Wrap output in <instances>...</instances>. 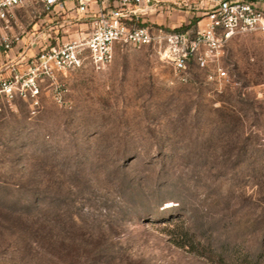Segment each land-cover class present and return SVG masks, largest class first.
Wrapping results in <instances>:
<instances>
[{
    "label": "rangeland",
    "instance_id": "374dc122",
    "mask_svg": "<svg viewBox=\"0 0 264 264\" xmlns=\"http://www.w3.org/2000/svg\"><path fill=\"white\" fill-rule=\"evenodd\" d=\"M69 8L28 2L0 23V82L23 52L90 36ZM4 35L21 41L6 50ZM221 66L230 83L118 45L105 69L85 60L59 77L63 106L49 82L37 107L3 102L0 264H264L261 36L234 38Z\"/></svg>",
    "mask_w": 264,
    "mask_h": 264
},
{
    "label": "built area",
    "instance_id": "2783aa9c",
    "mask_svg": "<svg viewBox=\"0 0 264 264\" xmlns=\"http://www.w3.org/2000/svg\"><path fill=\"white\" fill-rule=\"evenodd\" d=\"M213 1L216 6L208 11L206 25L192 32L139 25V17L159 3L156 0H0V23L8 22L14 10L25 3L36 2L53 17L64 18L71 6L92 24V32L84 41L43 45L36 54L30 56L25 51L13 61L9 67L12 75L0 82V111L3 102L16 98L39 106L43 82L50 83L56 103L65 105L68 90L59 77L81 69L85 60L97 70L105 69L114 61L118 45L153 47L178 73L195 65L214 73L221 84L230 83L228 72L221 66L225 48L234 38L251 32L258 33L264 42V0ZM16 41L21 40L4 35L1 43L10 50Z\"/></svg>",
    "mask_w": 264,
    "mask_h": 264
},
{
    "label": "crops",
    "instance_id": "0c3cea01",
    "mask_svg": "<svg viewBox=\"0 0 264 264\" xmlns=\"http://www.w3.org/2000/svg\"><path fill=\"white\" fill-rule=\"evenodd\" d=\"M156 1L159 3H154L150 11L139 17V25L196 32L206 25L208 11L216 6L213 0Z\"/></svg>",
    "mask_w": 264,
    "mask_h": 264
},
{
    "label": "trees",
    "instance_id": "16d2710c",
    "mask_svg": "<svg viewBox=\"0 0 264 264\" xmlns=\"http://www.w3.org/2000/svg\"><path fill=\"white\" fill-rule=\"evenodd\" d=\"M25 229H27L29 232H32L35 237H39L40 241L47 240L49 238V235H51V232L46 230V226H40L38 229H28V226H26Z\"/></svg>",
    "mask_w": 264,
    "mask_h": 264
}]
</instances>
